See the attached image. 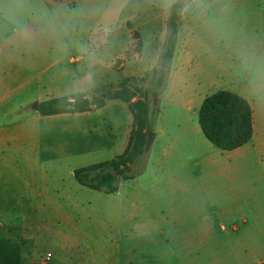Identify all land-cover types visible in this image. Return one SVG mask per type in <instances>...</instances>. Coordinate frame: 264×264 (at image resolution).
<instances>
[{
	"label": "crops",
	"instance_id": "0c3cea01",
	"mask_svg": "<svg viewBox=\"0 0 264 264\" xmlns=\"http://www.w3.org/2000/svg\"><path fill=\"white\" fill-rule=\"evenodd\" d=\"M171 6L161 17L163 25L146 32L135 28L142 31L147 48L142 55L135 54L132 61L150 64L144 68L137 65L126 75H143L159 66ZM125 8L102 14L101 45L105 51L101 57H83L76 66L73 56L54 53L51 40L36 41L30 23L23 27L27 36L22 46L33 39L34 45L41 46L39 52L46 47L42 53H9L4 47L13 42L10 34L1 40L0 206L7 208L3 213L23 223L33 218L34 225L44 213L52 214L49 221L54 225L57 246L48 264H264L261 57L242 78L234 74L232 82V92L244 97L253 110L254 131L249 142L222 150L205 137L199 123L200 110L193 105L194 92L186 97V70L179 66L170 74L169 83L166 74L167 92L159 96L166 98L159 104L155 138L143 157L144 168L125 180L126 197L115 201L112 246L105 238L95 247L92 236L74 230L73 216L65 207L72 204L78 188L67 183L74 177L75 158L100 151L101 139L106 140L107 134L114 139L111 147L119 150L116 157L122 155L134 117L128 103L121 99L107 100L102 108L87 112L52 116L41 115L38 107L52 98L92 99L101 90L104 78L118 76L113 65L124 50L120 51L119 45L124 47L137 40L132 34L134 29L121 22ZM159 10L150 6L134 14H157ZM135 17L130 19L135 21ZM202 72L212 84L211 72ZM104 115L111 120L107 130ZM76 142L84 146L76 148ZM115 193H122L121 186ZM22 237L33 235L23 233ZM8 253L11 251L0 242V254ZM16 253L21 255L18 264H45L37 261L32 247L19 245Z\"/></svg>",
	"mask_w": 264,
	"mask_h": 264
},
{
	"label": "rangeland",
	"instance_id": "374dc122",
	"mask_svg": "<svg viewBox=\"0 0 264 264\" xmlns=\"http://www.w3.org/2000/svg\"><path fill=\"white\" fill-rule=\"evenodd\" d=\"M175 1L0 0V42L10 34L13 42L4 47V50L9 53L18 55L42 53L46 47L42 46L43 50L39 52L41 46L34 45L33 39H29L25 42L26 46H22L23 39L27 36L25 34L27 30H23V27L30 23L33 25L32 30L36 41L51 40L50 45L54 53H58V56H73L76 66L83 57L88 58L92 55L101 57L104 53L105 49L101 45L102 14L107 11L111 12L120 6L126 7L121 22L127 28L134 29L132 34L137 40L124 47L119 45L120 51L123 48L124 50L113 65L118 76L104 78L101 90L93 97L105 98L108 94L119 91L123 97L131 98V101L135 102L141 99L140 92L148 89L152 71L143 72V75L138 76L126 75L125 72L137 65L144 68L150 64L145 61H132L135 54L142 55L147 48L141 38L142 31L146 32L145 29L150 30L157 24L163 25L161 17L165 16L163 13ZM150 6L159 8V13L134 14L136 10L141 11ZM135 16L138 17L137 20L130 19ZM153 17H158L160 20H152ZM135 28L142 31L135 30ZM125 41L126 39L122 43ZM174 55L167 67L168 83L171 79L170 74L179 66L184 67L187 73V77L184 78L186 97L194 92L193 105L197 110H200L204 99L212 93L218 90L234 91L232 84L234 74L239 78L245 76L255 59L260 57L263 59L264 74V0H195L189 2L179 22ZM65 63L66 61L62 65ZM205 70L211 72L212 84L207 82L204 75H201L200 72L203 71L204 74ZM76 71L75 67L74 74ZM162 92H167V86H164L160 93L155 92L158 96L156 101L154 97L152 98L153 102L159 101L160 104L165 100L166 96L159 97ZM133 94L136 95L132 96ZM103 117L107 118L105 122L107 130L111 123L110 116L104 115ZM106 137V140L101 139L100 151H89L75 158L73 164L77 166L76 168L116 157L119 150L111 147L114 139L108 134ZM75 146L81 148L84 145L76 142ZM70 182L78 187L74 190L72 204L65 207L73 216L74 230L92 236L95 247L100 245L105 238L109 246H112L115 201L126 197L127 182L125 179L118 178L121 194H106L90 189L80 185L75 177L68 178V185ZM6 209L0 206V242L5 244L11 253L0 254V264H18L21 255L17 254L16 250L19 245L32 247L36 252L37 261L45 263L42 258L48 253L54 254L57 246L54 243L52 230L54 225L49 221L53 219L52 214L44 213L42 219L34 225L33 218L26 219L24 223L19 219L15 221L12 215L8 216L3 213ZM44 222L47 223L44 224ZM38 227H40L39 231ZM23 233H30L33 237H22ZM86 257L92 258L88 254Z\"/></svg>",
	"mask_w": 264,
	"mask_h": 264
},
{
	"label": "trees",
	"instance_id": "16d2710c",
	"mask_svg": "<svg viewBox=\"0 0 264 264\" xmlns=\"http://www.w3.org/2000/svg\"><path fill=\"white\" fill-rule=\"evenodd\" d=\"M191 1L193 0H176L171 6L160 64L152 71L148 89L140 92L141 99L132 102L131 98H125L117 91L105 98L88 99L77 96L70 100L63 97L39 103L38 111L43 116L87 112L102 108L111 99H121L128 103L134 122L125 152L111 160L76 168L74 177L80 185L112 194L119 189L118 178L129 180L143 170L147 134L154 131L159 111V101L153 102V94L160 93L165 84L166 70L175 53L179 22L185 7ZM199 123L205 137L222 150L239 148L253 137V110L250 103L229 90H218L204 99L199 112Z\"/></svg>",
	"mask_w": 264,
	"mask_h": 264
},
{
	"label": "water",
	"instance_id": "95a60500",
	"mask_svg": "<svg viewBox=\"0 0 264 264\" xmlns=\"http://www.w3.org/2000/svg\"><path fill=\"white\" fill-rule=\"evenodd\" d=\"M157 96H158L157 93L153 94L154 101H156ZM36 106L38 107V105H36ZM154 138H155V133L154 132H149L147 134V142H146V149H145L146 152L149 151V149H150V147H151V145L153 143Z\"/></svg>",
	"mask_w": 264,
	"mask_h": 264
},
{
	"label": "built area",
	"instance_id": "2783aa9c",
	"mask_svg": "<svg viewBox=\"0 0 264 264\" xmlns=\"http://www.w3.org/2000/svg\"><path fill=\"white\" fill-rule=\"evenodd\" d=\"M53 259V254L51 253H48L45 257L42 258V260L45 262V263H50Z\"/></svg>",
	"mask_w": 264,
	"mask_h": 264
}]
</instances>
